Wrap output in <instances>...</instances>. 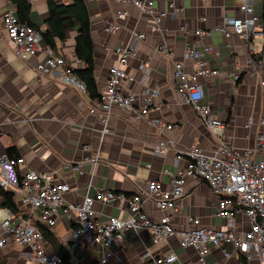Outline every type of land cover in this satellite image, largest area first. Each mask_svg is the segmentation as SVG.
I'll return each instance as SVG.
<instances>
[{"label":"crops","instance_id":"1","mask_svg":"<svg viewBox=\"0 0 264 264\" xmlns=\"http://www.w3.org/2000/svg\"><path fill=\"white\" fill-rule=\"evenodd\" d=\"M31 7L29 21L40 30H46L50 16L48 0H29ZM91 21V37L94 44L95 75L98 93L105 88L109 69L117 62L115 48L132 45L136 49L125 69L134 77L126 82L124 92L139 95L143 104L146 88L155 87L157 109L148 115L138 116L132 110L114 107L108 121L109 132L104 133L101 112L92 114L90 109L97 105L98 98H92L74 86L62 83L59 73L42 74L36 68L42 57L22 60L15 55V44L7 36L4 15L9 11L17 13L10 0H0V153L7 152L23 157L20 175L32 168L37 171H55L58 177L67 181L71 190L66 194L68 202H81L89 192L97 189H113L127 194L137 193L148 180L159 179L168 188L170 172L177 173L187 167V156L177 158L179 151L200 145L212 152L219 139L228 140L239 150L255 145L259 118L264 114V60L259 76L246 74V60L250 52L264 48V0H248L259 17L253 36L249 39L239 34L225 37L216 26L224 23L225 17L241 16L238 0H154L160 8L168 11L163 20L162 34L149 30L151 19L142 14L131 3L115 0H84ZM58 4H69L71 0H55ZM126 7L129 14L121 21L122 28L108 33L107 23L113 21L117 10ZM18 15V13H17ZM205 19L201 20L200 17ZM186 25L189 33L182 32ZM197 28L210 30L211 35H196ZM132 29L147 34L144 40H135ZM77 27H68L64 38L57 40V53L82 69L85 63L76 54ZM164 43L169 47L166 56L156 47ZM211 45L205 53L209 66L219 74L202 79L205 101L212 106L213 114L223 122L221 134H215L199 117L193 107L180 100L177 80L173 74V62L183 60L185 47L198 49ZM187 69L192 63L185 61ZM239 74V79L235 75ZM153 116L161 117L175 125L171 130L161 131L149 123ZM253 121L247 126L248 118ZM163 137L175 139L176 145L163 155L156 153V146ZM89 145V149L84 148ZM98 155L96 163L85 162L88 156ZM83 163V173L72 169ZM185 194L178 200V211L173 213L172 223L176 229L186 227L189 217H198L206 227H227L228 222L216 214L217 196L210 185L202 179L186 178ZM19 215L22 209L19 195L14 194ZM0 238L6 245L0 249V264H38L30 247L22 246L2 228L5 210H11L5 203L4 190L0 188ZM147 215L159 220L163 212L152 200L144 204ZM99 218L109 216L127 218L129 211L122 203H96ZM12 211V210H11ZM233 228L241 233L248 229L249 218L243 211H237L232 220ZM49 251H55V243L62 244L70 254L72 264H99V246L89 243L78 232L75 214L60 212L54 226L42 223ZM175 251V264H264L258 259L247 260L242 254L225 257L222 249L211 248L201 263L193 248H181L176 237L154 243L147 229H129L123 234L118 247L106 264H144V254L155 256Z\"/></svg>","mask_w":264,"mask_h":264},{"label":"built area","instance_id":"2","mask_svg":"<svg viewBox=\"0 0 264 264\" xmlns=\"http://www.w3.org/2000/svg\"><path fill=\"white\" fill-rule=\"evenodd\" d=\"M131 3L142 14L150 17L149 30L162 34L163 20L168 11L160 9L154 0H115ZM241 16L225 17L224 23L216 26L225 37L239 34L250 38L256 31L259 17L255 8L248 0H238ZM129 14L123 7L116 11L113 21L106 24L108 33H115L122 28L121 21ZM204 20L205 17H200ZM4 28L7 36L15 44V55L22 59L42 57L37 61L36 68L42 74L59 73L62 83L74 86L83 92H88L86 84L80 80L74 71V66L57 54L43 41L41 32L33 25L23 22L15 11L4 15ZM183 33H189L186 25L181 27ZM135 40H144L147 34L132 29ZM196 35L209 37L210 30L197 28ZM160 53L170 56L169 47L160 43L156 47ZM117 62L111 65L105 88L99 94L97 105L90 109L92 114L101 112L104 122L103 132H109L108 121L114 107L132 110L138 116L148 115L157 109L155 97L158 89L147 87L143 95V104L139 105V95L135 92H124L126 82L134 80L125 65L134 57L136 49L132 45L116 47ZM211 45L203 48L187 46L183 51V60L173 62V74L177 80V93L181 101L189 103L201 119L215 134H221L223 122L214 116L212 106L205 101L202 79L214 77L219 70L209 66L205 53L211 52ZM264 60V48L260 52H250L247 56L245 72L251 77L261 74ZM185 61L192 63V69H187ZM240 75H235L239 79ZM264 86V79L260 81ZM253 119L247 120L250 126ZM149 123L157 129L171 130L174 124L153 116ZM176 145L175 139L163 137L156 146V153L163 155L167 149ZM86 150L89 145H85ZM187 156V167L177 173H169L168 188L159 179H150L135 194H127L113 189H97L92 195L89 192L81 202H68L66 194L71 190L70 184L58 177L55 171L42 172L29 168L20 175V167L24 165L23 157L0 153V188L19 195L22 209L16 216L11 210H5L1 221L2 228L13 241L19 245L30 247L34 260L38 264H67L55 252L49 251L45 235L40 223L52 227L57 222L60 212L71 216L75 214L78 234L89 243L99 246L100 263L106 264L118 247L126 230L147 229L154 243H159L171 237H176L181 248H193L199 255L201 263H205L206 255L211 248L222 249L225 257L242 254L247 260L258 259L264 262V114L259 118L255 145L239 150L228 140L219 139V144L212 152L206 151L200 145H192L189 149L179 151L177 158ZM98 155L88 156L85 162L96 163ZM83 163L72 166L74 171L83 173ZM192 176L205 180L217 196L216 214L225 219L227 227H206L198 217H189L186 227L176 229L172 223L173 213L178 211V200L185 194L186 178ZM152 200L155 206L163 212L159 220L150 218L144 210V204ZM96 203H122L127 206V218L109 216L101 219L95 209ZM0 209L1 204H0ZM237 211H243L249 218V227L238 233L233 228L232 220ZM6 241L0 238V249ZM178 254L175 251L160 256L144 254V264H175Z\"/></svg>","mask_w":264,"mask_h":264},{"label":"trees","instance_id":"3","mask_svg":"<svg viewBox=\"0 0 264 264\" xmlns=\"http://www.w3.org/2000/svg\"><path fill=\"white\" fill-rule=\"evenodd\" d=\"M17 9L21 21L27 22L38 29L46 45L51 47L56 53L57 40L64 38V31L68 27H77L76 35V54L80 60L85 63L82 69H75L78 78L82 80L87 87L88 93L92 98H98L99 93L96 84L94 44L91 37V21L88 7L84 0H71L69 4H58L55 0H48L50 16L47 19L46 30H40L29 21L30 1L29 0H10ZM58 54V53H57ZM9 155H13L9 153ZM5 203L12 212L18 211L14 201V193L4 190ZM45 234L44 228L41 227ZM55 251L67 264H72L70 254L62 244L55 243Z\"/></svg>","mask_w":264,"mask_h":264}]
</instances>
